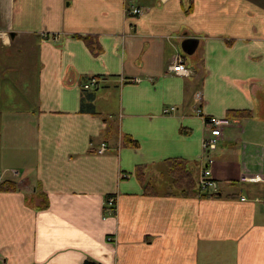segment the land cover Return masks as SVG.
I'll return each instance as SVG.
<instances>
[{
	"label": "crops",
	"instance_id": "obj_1",
	"mask_svg": "<svg viewBox=\"0 0 264 264\" xmlns=\"http://www.w3.org/2000/svg\"><path fill=\"white\" fill-rule=\"evenodd\" d=\"M0 39L34 56L14 69L22 87L0 88V172L15 186L0 190V264H264V0H0ZM231 109L250 116L208 155L218 196L180 195L164 160L198 184L204 121Z\"/></svg>",
	"mask_w": 264,
	"mask_h": 264
},
{
	"label": "trees",
	"instance_id": "obj_2",
	"mask_svg": "<svg viewBox=\"0 0 264 264\" xmlns=\"http://www.w3.org/2000/svg\"><path fill=\"white\" fill-rule=\"evenodd\" d=\"M190 9V7H189ZM188 9V10H189ZM73 37L81 39L88 49L97 54L102 51L100 44L97 41V37L94 35L86 34H74ZM86 90V89H85ZM83 89V91H85ZM86 95V94H85ZM91 97V94H87L86 97ZM84 100V96H83ZM82 107H84V101L82 102ZM226 116L228 119L232 118H244L250 116V111L245 109H231L226 111ZM124 144L132 147H137L138 143L136 140L132 139L130 136H124ZM164 165L166 166V173L170 177L171 187L176 190L182 196H192V195H203V196H218L217 192L205 193L197 184L194 176L192 174L190 165L188 162L182 158H168L164 160ZM145 165H137L135 167L134 174L136 178L144 187V191L147 193L153 192V185L151 182L145 180L144 176ZM15 186L12 182L4 181L0 184V190H14ZM203 192V193H202ZM114 213V212H112ZM83 264H95L91 261H84Z\"/></svg>",
	"mask_w": 264,
	"mask_h": 264
},
{
	"label": "built area",
	"instance_id": "obj_3",
	"mask_svg": "<svg viewBox=\"0 0 264 264\" xmlns=\"http://www.w3.org/2000/svg\"><path fill=\"white\" fill-rule=\"evenodd\" d=\"M128 13L132 15H139L142 13V8L137 6H131L128 10ZM169 69L173 72L179 73V74H187L188 70L184 65V61L181 57L177 56L174 60L172 65L169 66ZM99 78L96 76H90L87 78V80L83 83V88L89 89L91 87H94L98 84ZM174 110V107H166L163 109V113L167 114ZM198 113H200V109L197 110ZM205 126L207 127L208 135L203 139V153L205 156V162L202 164V167L200 169V175L198 180L199 187L206 192H214L217 190V184L216 182L211 178V171L208 168V164L212 162V160L209 158L210 152L214 151L217 147L221 132L223 128L227 125H229V119L227 118H218V117H207L205 119ZM105 149V145L101 144V147L99 149V152L103 151ZM241 181H256L258 180L257 175L248 176V175H242L240 177ZM3 182L2 175L0 172V184ZM107 210L109 213H112L115 211V198L112 196L107 197L106 200ZM0 261H1V254H0Z\"/></svg>",
	"mask_w": 264,
	"mask_h": 264
},
{
	"label": "rangeland",
	"instance_id": "obj_4",
	"mask_svg": "<svg viewBox=\"0 0 264 264\" xmlns=\"http://www.w3.org/2000/svg\"><path fill=\"white\" fill-rule=\"evenodd\" d=\"M8 41L9 40L3 42V40L0 39V88L1 90L5 88L6 90L10 92L12 96L11 87L13 88L16 87L17 89L20 88V85L22 87L21 82L24 80V76L18 71L21 67L20 64L24 66L30 62L31 68H32L33 62H34V56H32V54L31 55L24 54L23 55L24 58H21L19 57V55L13 54V52H15L14 49L16 48L15 43L10 44L8 43ZM183 55L189 60L191 59V57H196V54L195 55L193 54L194 56L187 55V54H183ZM31 68L29 69L28 74L32 76ZM9 69H13V71L14 69H18V70L14 72H9ZM5 72H8V73L5 74ZM4 77L5 79L7 78L6 81L4 80ZM0 95L1 96L3 95L2 92L0 93ZM15 97L18 98V95L16 94ZM32 101H34V95L30 93L28 102H32ZM256 111H257V115L259 116L264 115V102L263 101H261V104L257 107ZM194 178H196V174ZM236 185L238 188L242 187V185H239L237 183Z\"/></svg>",
	"mask_w": 264,
	"mask_h": 264
},
{
	"label": "water",
	"instance_id": "obj_5",
	"mask_svg": "<svg viewBox=\"0 0 264 264\" xmlns=\"http://www.w3.org/2000/svg\"><path fill=\"white\" fill-rule=\"evenodd\" d=\"M198 44V39L194 37H186L181 42V49L185 54H191L194 52Z\"/></svg>",
	"mask_w": 264,
	"mask_h": 264
}]
</instances>
